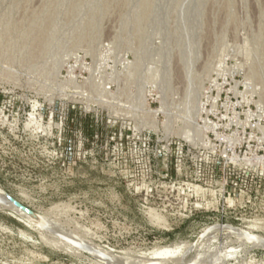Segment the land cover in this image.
<instances>
[{"label": "rangeland", "instance_id": "374dc122", "mask_svg": "<svg viewBox=\"0 0 264 264\" xmlns=\"http://www.w3.org/2000/svg\"><path fill=\"white\" fill-rule=\"evenodd\" d=\"M228 230L264 238V0H0V264H264Z\"/></svg>", "mask_w": 264, "mask_h": 264}, {"label": "bare ground", "instance_id": "6f19581e", "mask_svg": "<svg viewBox=\"0 0 264 264\" xmlns=\"http://www.w3.org/2000/svg\"><path fill=\"white\" fill-rule=\"evenodd\" d=\"M8 197V196H7ZM18 209V208H17ZM19 210V209H18ZM19 211H21V210H19ZM22 212V211H21ZM40 227H45L43 224H41V223H39V222H36ZM251 228V227H250ZM253 228V227H252ZM211 230V229H210ZM227 233H229V234H234V235H236V236H239L240 238H242V240H246V241H249V242H251V243H256V244H258V245H260V246H263L264 247V238L262 237V236H259V235H256V234H253V233H240V232H238V231H233V230H228V231H226ZM175 246V245H174ZM179 246V245H178ZM175 247H177V246H175ZM179 248V247H178ZM162 249V248H161ZM173 249H174V247H173ZM172 248H168V249H163V250H161L158 254H156V253H152V255L154 254L155 255V258L153 257L151 260L149 259V260H147L146 259V263L145 262H142L143 264H163V260H172L173 261V259H176V256H177V252L179 251L177 248H175L174 250H173ZM181 251V250H180ZM181 255V254H180ZM104 257L106 256V255H103ZM180 257V256H179ZM149 258V257H148ZM178 258V257H177ZM110 259V258H109ZM142 259V258H141ZM179 259V258H178ZM178 259H176V261L178 260ZM111 260H113V259H111ZM135 260H137V259H135ZM180 260V259H179ZM120 261V262H119ZM118 262L119 263H121V261L122 260H119ZM142 261V260H141ZM145 261V260H144ZM197 262V260H194V263H196ZM104 263H106V262H104ZM109 263V262H108ZM114 263H116L117 264V261L115 260V262L113 261V264ZM118 263V264H119ZM123 263V262H122ZM121 263V264H122ZM127 263H129L128 261H127ZM127 263H125V264H127ZM133 263V262H132ZM138 264L139 262H135L134 261V264ZM107 264V263H106ZM124 264V263H123ZM129 264H131V261H130V263ZM140 264V263H139ZM181 264H188V263H181Z\"/></svg>", "mask_w": 264, "mask_h": 264}, {"label": "water", "instance_id": "95a60500", "mask_svg": "<svg viewBox=\"0 0 264 264\" xmlns=\"http://www.w3.org/2000/svg\"><path fill=\"white\" fill-rule=\"evenodd\" d=\"M8 195V194H7ZM8 199L9 201L19 210H21L23 213L27 214V215H33V211H31L28 207H26L25 205H23L22 203H20L19 201L15 200L14 198H12L11 196L8 195Z\"/></svg>", "mask_w": 264, "mask_h": 264}]
</instances>
